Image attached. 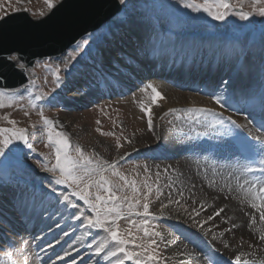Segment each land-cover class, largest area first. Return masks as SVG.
Wrapping results in <instances>:
<instances>
[{"label": "rangeland", "instance_id": "1", "mask_svg": "<svg viewBox=\"0 0 264 264\" xmlns=\"http://www.w3.org/2000/svg\"><path fill=\"white\" fill-rule=\"evenodd\" d=\"M197 2H202V0H197ZM231 4L234 12L252 10L251 0H231ZM21 10L26 11L33 19L43 17L49 12L44 0H19V2L18 0H0V16ZM40 13H44V15L42 16ZM119 25L129 27L132 32L135 31V34L144 32L146 29V31L152 30L155 36L151 38L152 41L150 40V42L153 45L160 43L166 45L182 31L194 33L204 38L216 34L223 36L225 40L224 49L228 42L235 44L236 49L231 50H234L233 52H224L211 91L203 90L202 87L181 88L180 86L170 85L173 89L199 95L205 99L203 104L174 106L171 108L177 111H168V113L166 112L167 115L165 113L160 117L161 123L169 125V128H172L177 123L183 125V130L177 133L179 135L176 134V136L190 138L193 142L192 147L199 145L205 147L208 140L213 141L215 146H217L213 151L212 146L201 150L202 153L210 150L213 152L208 156L203 155L204 158H208L212 162L215 161V158H218L223 150L219 146L220 140L229 141L230 139L226 133H232L237 128L229 120L227 127L223 123L225 129H222V125L216 123L217 120L223 119L225 121L227 117V119L232 118L235 120L236 125L238 123L252 124L251 118L255 116L256 120L259 118L257 114H261V110H264V17L252 15L248 20L241 21L233 13L225 21H215L202 11L193 12L191 9L184 8L181 0H129L126 10L116 14L96 31L81 37L63 54L58 57L36 61L28 71L29 81L27 84L19 89L6 91L3 100L4 107H0L2 109L0 111V127H12V125L2 119L5 116L11 117L10 119L16 121L17 127L27 129L31 148L17 144L15 156L3 159L0 162V264H53V262L54 264H72L73 259L76 260V264H114V261H110L113 257L104 259L105 252L100 256L95 254V246L103 241L101 237L106 238V233L101 229L87 228L83 218L80 220L73 218L74 214L78 213L75 209L64 207L62 195H69L70 200L76 204L77 208L90 216L92 213L88 206L71 195L72 188L67 185L53 183L54 174L45 172L42 169V164L46 163L48 166L54 164L55 157L53 150L46 146L47 137L40 116L41 112L44 117L54 122L56 130L67 134L72 148L79 145L86 154L94 159L99 158L109 163L115 161L116 171L122 173L129 181H136L140 190L139 198L141 199V204L143 203V194L147 191L144 187L145 182L152 185L153 191L149 195V204L150 212L156 217L155 219H150L152 230L159 231L161 234L179 231L177 227L167 222L164 217L156 215L158 209H161V205L169 203V200L172 199L171 192L176 187L175 185L179 184L175 180L177 175L171 176L172 174L168 170L165 171V169L151 166L147 158L142 155L143 153L130 155L123 160H116L118 153L128 152L130 147L137 144L134 141L137 140V137H140L142 129H148L147 117L128 118L130 117V109L124 100L125 98L133 100L132 98H134L137 88H132L120 98L107 96L81 107L74 113H84L85 117L77 122L74 121L73 117L66 119V123L60 121L59 118L64 116V108L59 105H53L47 98V95H56L63 79L73 70V66L78 65V58L88 56L89 52L94 51L98 44L103 43L106 36L114 28H118ZM245 39L249 42V45L246 53H242L240 46ZM121 41L126 42L123 38ZM117 43L119 46L122 44L121 42ZM77 45H79V48H77ZM111 49L114 54L119 56V51L115 47ZM73 55L76 56L75 60L70 59ZM108 58H106L104 63L107 65L106 71L109 74H113L115 63L109 64L110 60ZM66 61L68 62L67 66ZM112 62L114 61L112 60ZM57 69H59L58 73ZM54 74L59 76L58 81ZM233 77L236 78V81L231 89L227 84ZM152 82L158 90L161 89L163 85L161 78L158 79L157 77ZM96 85H100V83ZM24 89L25 98L19 95L20 91L22 92ZM28 89H31V92ZM226 91H229L228 94H225ZM223 93L225 95L221 97ZM37 96H40L41 99L37 100ZM214 97H219L221 104L216 103ZM30 101L33 104H30ZM29 105H34V107L30 108L31 106ZM28 108H30L29 111ZM190 108H205L211 111L207 113L194 112V114H191L193 116L190 115L189 117L190 112L187 111V113L186 110ZM11 109L14 111L13 113H9ZM31 109L35 111L34 114L30 113ZM182 111L186 114L185 118L181 116ZM252 111L256 115L248 113ZM27 112L29 113L25 116ZM211 112L215 113V117L209 120V117L206 118V116L210 115ZM96 121H100V124L98 125ZM134 121L137 122L138 126L137 124L127 125V123ZM262 122L264 123V120ZM252 126L254 125L252 124ZM98 127L103 132H114L115 135H101L96 131ZM145 132L149 134V137L143 139L139 145L147 144L143 148L161 150L162 140L166 137H159L153 142L154 136L152 134L154 135V133ZM258 132L264 134V129ZM117 139L122 145L119 149L116 147ZM99 142H102L100 146H98ZM72 148H70V154L75 156L76 154ZM234 150L237 155L236 146ZM173 153L171 151V154ZM159 160L167 161L168 159L162 157ZM29 162L36 165L37 171L35 169V174L28 167ZM146 168L147 171H145ZM157 173H159V179L157 178ZM55 175H58V172ZM106 175H109L114 182L123 185V181H120L118 177H112L110 172L106 173ZM176 182L177 184H175ZM11 184H18L19 190L23 191L24 189L25 191L33 189L35 186L40 189V192L48 191V194L42 200V202H45L43 204L41 202V205L36 210L31 207V204L35 203V201L29 202V199H23V197H7L5 192L8 191ZM157 186L160 187L162 192L158 199L156 194ZM124 194L132 195L131 188L126 187ZM176 208L182 213L191 211L185 202L176 204ZM139 210L142 211V207ZM130 219L139 221L141 217L131 216ZM57 224L60 227H57ZM184 226L186 228L189 227L188 225ZM249 226H252V224ZM118 227L122 234L127 235L129 230L127 220L118 221ZM131 230L138 237L136 243H140L139 238L143 236V233L138 232L134 227ZM156 239L161 257L160 264H180L174 261L176 260L174 257L176 256L175 250L185 240L179 237L178 239H173L171 244H168L165 238L162 242L159 241V238ZM203 242L206 247L214 250L213 247L215 246L210 239H204ZM89 245H92V247H89ZM128 248L133 250V245L129 244ZM135 250L141 251V249ZM66 251L70 252L71 255L64 257L63 260L59 259V257L64 256ZM199 252L197 256L203 258L205 251ZM196 258L193 257L192 259L195 260ZM193 262L201 264V261ZM124 264H133V262L125 260Z\"/></svg>", "mask_w": 264, "mask_h": 264}, {"label": "bare ground", "instance_id": "2", "mask_svg": "<svg viewBox=\"0 0 264 264\" xmlns=\"http://www.w3.org/2000/svg\"><path fill=\"white\" fill-rule=\"evenodd\" d=\"M146 30L135 34V31L132 32L127 26L119 25L118 28H114L106 36L105 41L96 46L94 51L89 52L86 57L78 58V65L73 66V70L63 79L55 96L47 95L48 100L53 105L64 108V116L59 118L60 121L66 123V119L73 117L74 121L77 122L85 116L84 113L76 112L75 114L74 111L103 97L120 98L136 87L137 91L134 98H132L133 100L124 97V101L130 109V117L128 118L136 119L137 116L145 118L147 115L141 112L140 105L148 106L151 104V91L147 89V85H154L152 81H155L157 77L158 79L161 78L163 85L159 91L164 99H158L155 105H151L152 130H148L149 128L142 129V136L140 135L134 141L137 144L130 147L128 152L118 153L116 160H123L130 155L143 153L142 155L147 158L151 166L158 169H167L171 172V176L177 175L175 180L179 184L175 185L176 187L171 192V201L173 202L167 203L168 207L163 209V216L160 215L161 209L156 212V215L164 217L167 222L179 229L178 232L162 234L168 244L179 237L185 240L180 244L181 248L176 245L178 249L175 250L176 256L174 257L176 260L174 261L180 264H200L193 261L209 264L210 258L217 261V264H232L234 257L241 255L242 261H246L247 264H264V242L260 240V236L264 234V222L260 220L259 213L250 207V199L246 194V190L253 184L257 185V189L259 186H264V172L259 170L262 167L261 157L256 152H248L250 155L249 160H245L241 156L239 146L240 140H247L255 144L257 138H264V134L258 132L264 129V123L262 122L264 120V110L261 111V114H257L259 118L256 120L255 116L251 118V123L254 126L249 123H238L239 127L236 126L237 128L233 130L231 135H227L229 141L220 140L219 146L223 149L222 154L215 158L213 162L203 157V155L208 156L213 153L212 151L217 147L213 141L208 140V146L205 147L201 145L192 147L193 142L190 138L176 136L177 133L183 130V125L177 123V126L169 128V125H164L160 121L161 115L168 113L169 109H172L171 107L197 105L205 102V99L199 95L173 89L170 85L180 86L181 88L202 87L203 90L211 91L224 52L236 49L235 44L228 42L224 49L225 40L223 36L216 34L204 38L194 33L182 31L166 45L162 43L153 45L150 40L155 34L152 30ZM122 38L126 40L125 43L121 41ZM117 42H121V46ZM248 43L246 39L241 42L240 49L242 53H246ZM112 47L119 51V56L111 51ZM106 58L110 60L109 64L115 63L113 74L106 71L107 65L104 64ZM94 81L96 84L100 83V85H96ZM235 81L236 78L233 77L227 86L229 85L232 89ZM30 90L29 92H31ZM228 92L226 91L225 94H228ZM225 94L223 93L221 97H224ZM19 95L25 98V89L22 92L20 91ZM29 106H31L30 108L34 107V105ZM30 108H28V111ZM10 111L9 113L14 112L13 110ZM34 112L31 109L30 113L34 114ZM183 113L184 111H182L181 116L185 118L186 114ZM192 113L194 114V112H190L189 117ZM248 113L256 115L254 111ZM207 117L212 120V115H207ZM231 120L233 119L231 118ZM131 124L136 125L137 122L127 123L129 126ZM222 129H225V126L222 125ZM84 130L85 128L82 131L84 132ZM145 131H149L150 134L154 133V135L152 134L154 136L153 142L159 137H166L164 140L161 139L163 142L161 150L143 148L147 144L139 145L143 139L149 137V134ZM101 144L102 142H99L98 146ZM211 146L212 151L201 152L202 149ZM235 146L237 147V155L234 150ZM171 151L172 153L174 151L175 154H171ZM162 157L168 160H159ZM245 166H251L257 171L249 174V172L243 170ZM28 167L31 168L34 174L36 173L35 164L29 162ZM19 188L18 184H11L5 195L15 198L23 197V199H29V202L35 201L31 204V207L36 210L41 205L43 197L48 194V191L40 192V189L36 186L26 191L25 189L24 191L19 190ZM176 200H179L180 203H187L188 209L191 211L188 213L185 210L186 213H182L176 210ZM218 207H224L226 211L221 217L209 220L208 217L213 215ZM197 212L199 215H196ZM225 217H230L231 222H226ZM253 218H255L254 222ZM233 223L236 224V228H233ZM250 224L252 226H249ZM184 225H188L190 228H186ZM229 229L231 231H228ZM101 238L104 240V237ZM204 239H210L213 242L214 250L205 246ZM225 245H228V247L225 248ZM107 251L108 249H106L105 254H107ZM197 251H205V256H202L203 258L198 256L199 258L193 260V257L187 255L188 253L197 254ZM118 256L122 258L120 254ZM113 258L110 261L115 262L117 257Z\"/></svg>", "mask_w": 264, "mask_h": 264}, {"label": "snow or ice", "instance_id": "3", "mask_svg": "<svg viewBox=\"0 0 264 264\" xmlns=\"http://www.w3.org/2000/svg\"><path fill=\"white\" fill-rule=\"evenodd\" d=\"M19 2V0H18ZM49 11L56 8L59 0H44ZM182 6L186 9H191L193 12H204L207 16L211 17L215 21H225L230 14H235L239 20H248L252 15H258L264 17V0H251V11H236L234 12L231 0H181ZM118 4L122 10H126L129 5V0H118ZM44 15V13H40ZM5 20V16H0V23ZM127 22V21H125ZM155 27V26H154ZM79 48V45H77ZM4 60L14 62L19 59L15 54L7 55L3 57ZM70 59L75 60L76 56L73 55ZM67 66V61L65 62ZM19 68H23L24 65H18ZM59 69H57V73ZM56 80H59V76L54 74ZM2 79V77H0ZM147 89L151 90V104L145 106L140 105L142 113L148 117V128L152 130V116H151V105H155L158 99H164L162 93L152 84L147 85ZM6 90L0 89V107H4V97ZM37 100L41 99L40 96L36 97ZM216 103L221 104L219 97H214ZM32 103L31 101L29 102ZM223 106V105H221ZM176 109H169V112H175ZM189 112L196 113H207L210 109L197 108L188 109ZM28 113H25L27 115ZM167 115V113H166ZM41 120L45 129V135L47 137L46 146L53 150L55 163L51 166L48 164H42V169L45 172L53 173V183L57 185H67L72 188L71 195L83 201L85 205L91 210L92 215H86L80 211L76 204L73 203L69 195H62V200L65 208L75 209L78 214H74L76 220L84 219L87 228L101 229L106 233V238L95 246V254L100 256L108 249L104 259L109 257H117L114 264H124L125 260H130L133 264H160L161 257L159 255L158 241H163L164 237L159 231L152 230L150 219L156 217L150 212L149 195L152 193V185L145 182L144 187L147 191L143 194V203L141 204L140 190L137 187L136 181H129L122 173L116 171V162L111 163L102 161L99 158L94 159L92 156L86 154L84 150L76 145L74 148L70 145L69 138L63 131L55 129L54 122L43 116L40 113ZM4 119L12 127H0V162L3 159H9L16 154L17 144H22L26 147L31 148V144L28 138V132L26 128L17 127L16 121L5 116ZM230 123L236 125L235 120L229 118ZM99 125L100 121H96ZM217 124L223 125V119L216 121ZM101 135L114 136L115 133L103 132L101 128L96 129ZM231 135V132L226 133ZM119 139H117L116 147H121ZM239 146L242 152H256L260 155V163L262 167L259 169L264 172V138H257L255 144L248 142L247 140H240ZM70 148L75 152V156L70 154ZM244 171L254 172L257 169L251 166H245ZM147 171V168L145 169ZM167 171V169L165 170ZM58 172V175H55ZM112 177H118L120 181H123V185L114 182L109 175ZM159 179V173H157ZM126 187L131 188L132 195H125L124 190ZM103 193V194H101ZM157 199L162 195L159 186L156 187ZM246 194L250 199V207L255 209L259 213V218L264 222V186L253 184L249 189L246 190ZM182 195V193H181ZM259 201V202H257ZM173 201L169 200V203ZM175 203L179 204L180 201L176 200ZM203 207V205H201ZM142 207V211L139 208ZM168 204L161 205V213L163 216V209L167 208ZM226 211L224 207H218L213 215L209 216L208 219L219 218ZM196 215H199L197 212ZM131 216L141 217L139 221L130 219ZM127 220L129 230L127 235L120 232L118 227V221ZM255 218H253L254 222ZM226 222H231L230 217H225ZM57 227H60L57 224ZM135 228L138 232H142L143 236L140 237V243H136L138 239L132 232V228ZM233 228H236V224L233 223ZM228 231H231L229 229ZM67 235V233H65ZM260 240L264 242V234L260 236ZM133 245V250H129L128 245ZM92 247V245H89ZM228 245H225L227 248ZM135 249H141L136 251ZM118 254L122 255L123 258H119ZM70 252H65L64 256L59 257L63 260L64 257L70 256ZM183 255V253H181ZM190 257H197L196 253H188ZM54 264V262H53ZM72 264H76V260H72ZM209 264H217V261L209 258ZM232 264H247L246 261H242L241 255H236L232 261Z\"/></svg>", "mask_w": 264, "mask_h": 264}, {"label": "water", "instance_id": "4", "mask_svg": "<svg viewBox=\"0 0 264 264\" xmlns=\"http://www.w3.org/2000/svg\"><path fill=\"white\" fill-rule=\"evenodd\" d=\"M121 11L118 0H59L55 9L38 19L24 10L6 14L0 23V89L24 86L36 61L61 55ZM11 54L19 59H3Z\"/></svg>", "mask_w": 264, "mask_h": 264}]
</instances>
